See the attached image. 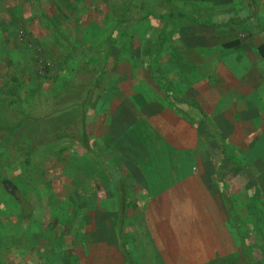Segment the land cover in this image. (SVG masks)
<instances>
[{
	"label": "rangeland",
	"instance_id": "374dc122",
	"mask_svg": "<svg viewBox=\"0 0 264 264\" xmlns=\"http://www.w3.org/2000/svg\"><path fill=\"white\" fill-rule=\"evenodd\" d=\"M251 3L252 27L263 37L264 0ZM176 11L205 17V25L226 19L189 0H0V264H100V246L119 245L124 225L139 241L142 223H121L119 201L140 213L150 192L128 185L149 181L136 168L131 178L123 173L141 162L140 152L145 169L161 170L169 151L187 167L179 181L201 185L193 194L203 202L171 208L174 233L196 235L185 220L197 214L209 220L203 234L219 238L210 254L190 249L198 252L185 264H264L255 211V202L264 207V81L253 95L239 88L231 104L227 50L196 42L190 20L167 17ZM120 96L140 107L134 117L110 113ZM194 96L205 118L189 108ZM165 107L188 126L154 124ZM104 116L113 123L102 133ZM113 128L120 130L114 137ZM140 253L144 264H177Z\"/></svg>",
	"mask_w": 264,
	"mask_h": 264
},
{
	"label": "crops",
	"instance_id": "0c3cea01",
	"mask_svg": "<svg viewBox=\"0 0 264 264\" xmlns=\"http://www.w3.org/2000/svg\"><path fill=\"white\" fill-rule=\"evenodd\" d=\"M195 1L196 4L201 8L202 14L210 13L213 15H222L226 16V19L223 23H215V25H205L204 23H195L193 29L189 31L193 36V39L196 42L203 41L204 44H216L219 48L227 50L229 57L227 58V62L229 63L230 69L227 72V78H233L234 83L232 88L233 92H229L231 94V104L235 103L237 99H240L237 94L241 93L238 89L243 88L244 93L253 95V87L261 86V82L264 81V36L262 37L261 32L259 33L257 29L252 27L253 11H247L248 8H252L251 0H246L244 6L239 9V11H235L238 7V1L241 0H189ZM254 5V4H253ZM255 7V5H254ZM252 10H255L254 8ZM246 12V13H245ZM242 13L248 14L251 16H246L239 20L238 22L227 21L230 16H237L241 15ZM228 17V18H227ZM206 33L208 35L206 36ZM206 38L207 40H204ZM236 40V44L227 46L226 43ZM183 42V41H181ZM170 97L167 96V99ZM161 99V97H160ZM191 105L187 104L186 107L189 106L191 109L199 110L200 115L205 118V108L200 106L202 104L201 100L197 97H193ZM162 100V99H161ZM173 105V104H172ZM175 106V105H174ZM186 108L185 111H189ZM230 107L227 108L229 110ZM140 110V107L133 106L128 100L123 97H118L111 105L110 113L117 117H122V112H127V114H131V117H134L135 113ZM164 118L161 120L160 117H157V114H153L151 117L154 124L163 123L165 127L171 126H183L186 127L187 122L182 119H177L174 115V118H169L173 113H171L170 107H165L163 109ZM138 116V113H137ZM106 119V116L101 118L99 121V127H102V133L104 132V128L106 127L107 123H113ZM203 119V118H202ZM133 120V119H132ZM184 123V124H183ZM207 122L203 120L202 124L205 125ZM98 124L94 127L90 128V131H93ZM227 126H236L235 124H226ZM118 128V126H116ZM117 128H113V131H109L112 133V136H117L120 132ZM122 136H124V130H122ZM166 142V141H165ZM170 150L171 147H168ZM139 153V152H137ZM136 153V154H137ZM135 154V155H136ZM141 162L135 163L132 166V163H128L127 167L125 168L124 177H130V174L133 173V170L137 169V174L140 176L142 181H149L147 183H140V186L137 188L133 186L130 182L131 190L137 189L143 192H152L156 191V194H148L147 192V203L145 205L142 204V211L136 215H132L130 212L128 213L129 206L127 207L125 204L124 198H121L119 201V209L121 211L119 215V219L121 223H132V220L138 219L142 223V226L139 228L136 227L137 234L140 235L139 241L136 242V235L132 231V225H124L122 227V231L119 232L121 236V240L119 245L113 246L108 245V243H104V245L100 246L99 256H100V264H144L138 255H140V251L143 254H159L163 255V257L167 258L168 261L172 259L177 263L180 264L184 262L186 263L187 255L191 254L190 252H194V254H210L214 252L211 248V241H215L217 246V242H219V238L216 236L214 237L213 231L209 233L208 231L204 233L207 229L204 226L205 223H209L207 219L206 222L203 218L198 219L195 214L193 217L192 214H189V219L185 220V222H192L196 224L197 232L192 233L196 235L189 236V233H186L184 237L183 234L174 233L172 222H173V215L171 214V208L174 207L175 209L182 207L183 202H189V205L192 203L195 206H203V202L195 199L193 191L196 190L197 194L198 191H202V186L199 184H194L193 182H181L179 181L180 173L187 174V167L177 166L175 162L180 160L179 154H173L172 152H168L164 154L163 157V164L161 170H153L149 168H144L142 161L145 157L144 153H141ZM129 157V154H126ZM131 159L134 158V155H130ZM183 169V170H182ZM129 170V172H128ZM182 170V171H181ZM180 171V172H179ZM129 176H128V174ZM134 174V175H137ZM246 174V173H245ZM133 175V174H131ZM244 176V175H243ZM178 180V181H177ZM244 180L247 179L244 177ZM249 181V180H248ZM127 186V188H128ZM107 201V197H103L100 201ZM174 202H170V201ZM194 201V202H193ZM122 205V209L120 208ZM134 206V205H131ZM187 206L183 208L184 212L190 213L187 211ZM126 208V209H125ZM124 209L126 213H124ZM134 216V217H132ZM187 216V215H185ZM176 220L182 218L178 214L175 216ZM183 219V218H182ZM104 222L107 221V218L104 217ZM135 223V220H134ZM202 224L199 228L197 224ZM126 226V227H125ZM200 229V230H198ZM212 229V228H211ZM210 231V230H209ZM134 234V235H133ZM133 235V238H132ZM177 237L179 240H177ZM214 237V238H213ZM107 239V237H106ZM196 239L194 244L192 243L193 240ZM183 240V244H182ZM139 245V247L137 246ZM219 247V244L217 248ZM138 248V251L135 250ZM133 249L135 254H133ZM190 249H198L192 250ZM207 249V250H205ZM205 250V251H204ZM216 252V251H215ZM122 254L125 256L124 259L119 257ZM135 256V259H132L131 256ZM160 264H163L162 260H160Z\"/></svg>",
	"mask_w": 264,
	"mask_h": 264
},
{
	"label": "trees",
	"instance_id": "16d2710c",
	"mask_svg": "<svg viewBox=\"0 0 264 264\" xmlns=\"http://www.w3.org/2000/svg\"><path fill=\"white\" fill-rule=\"evenodd\" d=\"M213 15V14H212ZM205 16H207V15H205ZM167 17L170 19V18H177V19H179V18H184V19H188V20H190L191 22H199V23H205L206 22V19H205V17L204 18H201V17H197V18H195V17H193V16H191L190 14H188V13H185V12H183V11H176V12H169L168 14H167ZM209 25H215L214 23H209ZM156 41H154L153 43H155ZM234 44H236V40H234V41H231V42H228V43H226V45L227 46H231V45H234ZM153 45V44H152ZM169 97V96H168ZM214 138H215V141L217 140V142H218V146H219V148L221 149V151H223V149H224V146H225V144H223V142H222V139L221 138H219L218 136L216 137V136H214ZM221 143V144H220ZM243 172V171H242ZM243 175H244V177L247 179V180H249V181H251V178L252 177H250V175H247V174H244V172H243ZM120 208L122 209V205H120ZM255 211H256V213H257V216H258V219H259V222H260V225H261V227H262V230H263V232H264V207L262 206V204H260V203H258V202H255ZM129 264H132V263H130L129 262Z\"/></svg>",
	"mask_w": 264,
	"mask_h": 264
}]
</instances>
